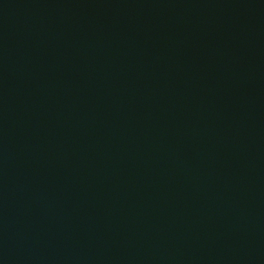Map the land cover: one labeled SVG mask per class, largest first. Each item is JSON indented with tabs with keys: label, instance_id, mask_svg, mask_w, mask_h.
Segmentation results:
<instances>
[{
	"label": "water",
	"instance_id": "95a60500",
	"mask_svg": "<svg viewBox=\"0 0 264 264\" xmlns=\"http://www.w3.org/2000/svg\"><path fill=\"white\" fill-rule=\"evenodd\" d=\"M0 264H264V0H0Z\"/></svg>",
	"mask_w": 264,
	"mask_h": 264
}]
</instances>
